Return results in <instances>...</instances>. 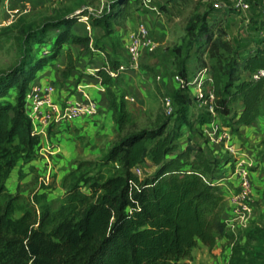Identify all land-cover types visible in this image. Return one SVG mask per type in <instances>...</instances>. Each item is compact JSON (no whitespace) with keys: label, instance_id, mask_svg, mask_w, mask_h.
<instances>
[{"label":"trees","instance_id":"1","mask_svg":"<svg viewBox=\"0 0 264 264\" xmlns=\"http://www.w3.org/2000/svg\"><path fill=\"white\" fill-rule=\"evenodd\" d=\"M130 1L114 0L107 8H115L116 12L111 14L107 9L92 16L91 24L110 34V21L119 24L129 18L125 11ZM133 1L143 5L142 0ZM212 11L220 8L212 5L205 15L193 14L185 25L188 48L185 50L183 40L170 51L169 70L178 77L171 97L175 105L171 116L181 131L198 132L196 136H185L186 144L181 146L178 134L167 129V120L154 127L129 128L122 133L126 126L137 125L131 119L125 93L114 89L112 73L120 65L109 57L108 63L92 76L105 86L106 112L112 115L118 138L101 158L99 167L96 162H76L65 177L63 201L55 211L41 207L38 214L25 212L13 219L12 196L6 192L4 182L19 159H35L41 147L40 137L32 133L31 120L25 112L26 92L65 47L79 43L87 49L89 44V37L75 33L72 21L64 18L44 23L36 33L23 31L22 35L28 38L30 34L67 24L55 35L48 54L23 55L9 69L0 70V197L8 198L0 205V264H187L184 259L198 243L211 251L226 235L228 192L225 184L217 183V176L233 167V159L214 153L203 126L215 117L229 116L231 105L236 102L241 103V111L232 119L238 128L251 125L264 115V75L253 78L256 71L264 69V47L260 35L254 36L253 47L245 45L243 51L233 47L225 29L207 20ZM68 53L69 50L67 55L71 56ZM192 54L198 69L206 67L209 61L208 95L199 96L190 84L196 74V69L190 71L187 63ZM240 70L249 75L237 77ZM193 99L206 103L188 121ZM84 122L90 121L77 123ZM189 125L195 126L197 132ZM228 128L232 134L238 129ZM263 148L264 141L253 154L256 165L263 164L264 181ZM147 163L154 166L149 175H145L143 168ZM102 166L107 167L106 171ZM137 166L142 170L140 176L135 172ZM262 195L264 200V186ZM246 233H240L243 240ZM251 256L248 243L236 244L226 262L253 264Z\"/></svg>","mask_w":264,"mask_h":264},{"label":"rangeland","instance_id":"2","mask_svg":"<svg viewBox=\"0 0 264 264\" xmlns=\"http://www.w3.org/2000/svg\"><path fill=\"white\" fill-rule=\"evenodd\" d=\"M120 1L118 0V2ZM218 1L225 3V0H152L151 3L156 9L149 10L141 5V3L131 0L125 11L129 15L126 22L133 20L132 30H136L138 24L141 23V20L136 18V12L141 9L149 10L150 12L145 13L151 15L149 18L146 17L147 20L144 19V21L149 22L151 26L145 24L150 30L153 31L152 26H157L162 33L166 32L174 40L176 39L171 43V47L184 40L183 46L186 50L188 48L186 42L188 41L186 39L185 25L188 24L189 18L193 14H199L200 16L207 14L212 9L213 3ZM113 3L114 0H0V70L9 69L19 62L23 55L40 56L48 54L51 51L55 35L67 24L64 22L58 27L47 29L43 33L38 32V34L33 36L30 34L28 38L22 35L24 30H29L30 33H36L44 23L59 21L61 18H64L65 21H72V30L75 33L89 37V44L85 53L83 54L85 49H79V46H73V51L71 49L69 50L68 54L71 56L62 54L61 52L54 59L57 64L55 61V63L51 62L52 64H50L51 66H55L56 76L54 75L55 77L53 78L48 77L49 79H44L41 75L33 83L43 84L53 82L57 87L58 93H65L71 90V87L76 86L74 83L80 79L82 74L81 69L84 70L86 66L91 68L101 67L103 64L108 63V58L110 57L111 61L116 60L120 65L118 70L112 74L115 80L114 89L118 93H125L128 90L130 93L129 96L133 97V100H126V103L131 119L137 126H126L124 129H121L122 133L129 128L154 127L159 121L167 120L169 121L167 129L178 134V144L183 146L186 144L185 136L187 138L190 135V137H195L198 132L195 126L190 127L189 125L197 133H184V129L182 131L180 130L171 114L168 115L164 112L163 97H172L176 89L175 84L168 87L167 83L173 81V83H176V80H178L173 75V72L169 70L168 66L163 67V63L168 61L166 55L162 57V54H160V51L164 50L163 47L165 45L163 44L161 46L163 49H158V52L155 54L156 56H151L147 52H143V56L148 61L143 62L141 60L139 68L133 69L127 63L126 43L130 31L125 30L127 27L126 22L123 23L120 21L121 24H116L110 21V27L112 29L110 34L106 33L101 27L92 25L90 22V17L98 16L106 12L107 9H109L108 12L114 14L116 12L115 8H107L109 5H113ZM229 7L224 4L220 11L208 13L207 20L210 23L220 24L226 31V38L236 49L243 51V49H246L244 48L245 45H252L250 47H253L256 41L251 44L247 42L244 45L241 44V39L238 41V37L240 38L241 35L248 37L250 36V32H243L242 26L244 23L242 22V26L239 28L240 31L238 29L237 32L235 31L233 24L235 21L241 20V18L239 17L240 14L236 12L237 9L235 10ZM123 8L124 5L121 6L122 10ZM234 12L236 14L232 16ZM159 19L163 20L166 26L158 22ZM238 23L240 24V21ZM229 35L230 37L233 35L232 39L229 38ZM262 37V42H264V36ZM171 47H167L165 50L169 49L170 53ZM262 47H264V43ZM190 49L192 50L191 53H193L195 45ZM162 53L166 54L164 51ZM190 58V64L188 63L190 71L196 69L195 77L192 76L193 78L190 84L197 90L200 88L204 95L210 94L211 71L209 69V61L207 60L206 67L198 69L194 55L192 54ZM157 61L163 67L161 70L154 66ZM123 64L126 65L125 72L121 68ZM62 66L64 68L62 72L63 76H61L60 71ZM49 69L46 68L44 70V73H46L44 75L50 74ZM97 69H89L88 72L92 75V73H96ZM127 69H129V73L126 72ZM74 70L76 73L73 74L72 80L64 77V74L67 75L70 71ZM125 73L130 75V77L126 80H121V76H124ZM239 74L237 76L239 78H246L249 75L248 72L241 70ZM98 81L100 86L98 84L95 85L93 88L96 92L93 93L101 92V95L91 94V97L98 101L100 108H102L101 111L104 112L105 116L90 122H70L50 127L40 137V148L42 149L38 150L37 157L28 162H23L19 159L11 169L4 182V187L6 192H9L12 196L10 208L13 219L20 217L25 212L33 213L35 211L38 214L41 211V207H48L51 211H55L63 201L65 177L75 168L76 162H96L95 166L99 167L101 158L118 138L117 127L114 124L112 115L111 118H108L109 115L106 112V105H104L106 100L105 86L101 84L100 80ZM129 86L132 89H129ZM194 92H196L195 89ZM191 95L193 96V94ZM5 99L9 98L6 97ZM204 103H206L205 100H192V108L188 110V121H192L194 118L193 114L197 115L198 109L202 108ZM240 106V102L233 103L229 116L223 119L216 117L219 119L218 125L221 126H217L216 129L221 130L223 127H230L232 130L237 129L238 127L234 125V119L232 118L241 111ZM228 131L229 134L232 133L230 129ZM237 132L238 129L235 133ZM192 139L194 143H197L194 138ZM263 141L264 131L259 134V138L257 137L254 145H250L247 150H257L259 144ZM48 145L52 149L50 150L49 148L48 150L53 152V154L47 152L46 147ZM214 151L215 154L220 155V158L227 155L225 150L214 149ZM106 168L101 167L105 171ZM143 168L145 175H149L154 170V166L149 163L143 165ZM251 169H253L252 166ZM232 170L233 167L225 171L227 177L231 176ZM144 176H141V178ZM217 180L221 185L224 184L223 182L226 183L224 174L218 175ZM7 199L5 196L0 197V205H4ZM230 219L239 220L238 217L234 216L232 207L228 205L224 213L225 223H229ZM243 221L245 222L243 230L247 232L245 240L240 236L243 230H240L237 226H226V235L217 241L216 246L211 251L201 243H198L191 250L189 257L184 259V261L187 264H227L226 258L230 254L232 247L236 244L244 245L248 243V249L252 253L251 257L254 261L253 264H264V200L262 192H258V197L253 198L252 211ZM24 264H30V262Z\"/></svg>","mask_w":264,"mask_h":264},{"label":"built area","instance_id":"3","mask_svg":"<svg viewBox=\"0 0 264 264\" xmlns=\"http://www.w3.org/2000/svg\"><path fill=\"white\" fill-rule=\"evenodd\" d=\"M142 2L143 6L149 10L156 9L151 3L152 0H142ZM224 4L237 10H244L250 7V0H225V3L218 1L214 2L213 6L215 8H221ZM155 47L156 44L150 28L143 22L139 23L136 30L128 34L127 37V63L133 69L139 68L141 53L151 52ZM263 75L264 69H259L253 74V78H258ZM176 78L178 79V77ZM79 85L80 84H76V86L71 87V90L65 93H58L57 87L53 82H46L43 84L32 83L30 85L25 95V112L31 120L33 134L41 137L50 127L70 122L92 121L99 117H103L104 112L101 111L102 108H100L98 101L91 97V94L84 91L83 87ZM195 91L198 92L199 96H202L200 88H198V90L195 88ZM211 98L212 96H210V99ZM130 100H133V97H131ZM163 104L166 114L170 115L174 112L175 105L170 96L163 97ZM212 131V134L209 135V141L215 145H219L224 139V135H222L221 131H217L216 127H213ZM230 134L226 136L227 140ZM49 148L52 150L48 145L46 147L47 152L53 154V152L48 150ZM41 149L42 148H40V150ZM225 150L227 155L233 159V170L230 177L224 174L226 183H223L228 192V205L232 207L234 216L239 218L237 221L236 219H230L229 223H226V226H237L240 230H243L245 227V222L243 220L252 211L253 203V181L250 177V168L258 163V161L254 154L253 159L250 158L251 162L240 161L238 156L239 153L233 145L226 146ZM227 166L229 167V163ZM135 172L139 176L142 174V170L139 166L135 168ZM229 182L232 183L231 186ZM217 183L219 184L218 180Z\"/></svg>","mask_w":264,"mask_h":264},{"label":"crops","instance_id":"4","mask_svg":"<svg viewBox=\"0 0 264 264\" xmlns=\"http://www.w3.org/2000/svg\"><path fill=\"white\" fill-rule=\"evenodd\" d=\"M219 2H221V1H219ZM263 6H264V0H250V7L248 9L239 10V11L237 10L236 11V12H238L240 14L239 17L241 18V20H237L233 24L235 26L234 27L235 28V31L237 32V29H238V31H240L239 28H241L242 23H244L243 26H242L243 27V32H250V36H248V37L242 36V35L240 36V38L238 37V41H240V39L242 40V43L241 44L244 45L247 42L250 43V44L253 43L254 42V36L256 37V34H258L260 36L261 35L264 36V23H263V25L260 23L262 21L264 22V18H262L263 16L260 13L261 8ZM142 10H145V11H142ZM145 12L148 13L150 11L149 10H146V9L138 10L136 12V18L137 19H140L141 22H143V23L149 24V22L148 21H144V19L147 20V18H149V16L151 14L148 15ZM234 14H236V13L234 12L232 16H234ZM132 21L126 22L127 27H126L125 30L126 31H130L129 34L133 31L132 30V25H133L132 24ZM239 21H240V24L238 23ZM158 22H160L162 25L166 26V24H164L163 20L159 19ZM157 24H159V23H157ZM152 28H153V31H151V34H152V37H153V39L155 41L156 47H155V49L153 51L147 52V53L150 54L151 56H156L155 54H156V52H158V49L159 48L160 49H163L164 48V50H161L160 51V54H162V57L166 55L168 57V61H166L165 63H163V67L164 66H168V68H169V66H170V62H169V60H170V53H169V49H166L165 50V48L171 47V43L174 42L176 39L174 40L173 37H170L169 35H167L166 32L162 33V31L157 26H152ZM235 34H238V33H235ZM231 36L233 37V35H231ZM232 37H230V35H229V38L232 39ZM235 41H236V39H235ZM163 44L165 46L163 48H161V46ZM73 46H79V49H84L83 44H79V43L69 44L67 47H65L63 49L62 54H65L66 55L67 52H68V50H70V49L73 51ZM250 46H252V45H250ZM85 51H86V49L83 51V54L85 53ZM162 51L166 52V54L162 53ZM143 55L144 54L141 53V55H140V61L143 60V62H147L148 61L147 58H145ZM190 59H192V58H190ZM190 59L187 61V63L190 62ZM54 61L55 60H53L52 63H55L56 62V61L55 62ZM52 63H50V64H52ZM56 64H57V62H56ZM50 66L51 65H49L48 67H46V68H50L49 69L50 74L49 75H44V74H46V73H44L45 72L44 70L46 68H44L41 71V74L39 75V77L41 75H42L41 77H44V79H46L48 77L49 78L55 77L56 76L55 75L56 74L55 66L54 65H52L51 67ZM154 66L156 68H160V70L163 68L161 66L160 62H158V61H157V63H155ZM97 68H99V67H97ZM97 68H91L89 66H86V68H84V70L81 69L80 70V71H82L81 77L74 84H80L79 86H83V90L84 91H86V92H88V93H90L92 95L93 94L101 95V92L93 93V92H96L93 87H95V85H97L99 81L96 80L95 78H93L92 75L94 73H92V75H91V73L88 72L89 69L95 70ZM121 68L124 71L125 68H126V65L125 64L121 65ZM63 70H64V68L62 66L61 67V70H60L61 71V76H63V74H62ZM128 70L129 69H127L126 72H128ZM75 73H76L75 70L72 71L70 75L66 76V78L72 80L73 79V74H75ZM129 77H130V75H128L127 73H125L124 76H121V80H123V79L126 80ZM37 79H35L33 82H36ZM173 82H168L167 83V86L168 87L173 86L175 84ZM127 84H129V83H127ZM128 88L129 89H132L130 86ZM129 95H130V93L128 92V90H126V92H125V98H126V100H130L131 97ZM104 105H106V106L108 105L106 100H105V104ZM108 115H109L108 118H111L110 111H108ZM218 124H219V120L215 117L213 119L212 123L203 126V131H204L205 136L207 137L208 141H209V135H211L212 132H213L212 131L213 130V127H217V126L221 127ZM228 130H229V128H224V127L221 130H217V131H221L222 132V135H224V139L221 141V143L219 145H215V144L211 143L210 141H209V143L213 146L214 149H221V150H225V147L228 146V145H233L237 149L238 153L240 154V155L238 154L240 161H249V162H251V159H253V151H248L247 148H249L250 145H254V143L257 140V137L259 138V134L260 133H263V131H264V115L260 116L258 118V120L256 122L252 123L251 125L239 126L238 132L236 134H232L231 133L230 134V137L227 140L226 139V136H228V134H229V131ZM199 141H201V140H199ZM218 146H220V147H218ZM250 157H251V159H250ZM262 165L263 164H261V163L258 164V165L255 164L252 167L253 169L250 170V177H251V179L253 181V189H252L253 198L254 197L255 198L258 197V192H262V189H263V186H264V181L262 179V174H261V167H262Z\"/></svg>","mask_w":264,"mask_h":264}]
</instances>
